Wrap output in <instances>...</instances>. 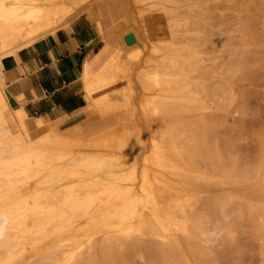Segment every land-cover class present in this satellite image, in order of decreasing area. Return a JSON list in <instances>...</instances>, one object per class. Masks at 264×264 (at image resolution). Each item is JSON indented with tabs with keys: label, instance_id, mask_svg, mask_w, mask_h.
I'll return each mask as SVG.
<instances>
[{
	"label": "bare ground",
	"instance_id": "obj_1",
	"mask_svg": "<svg viewBox=\"0 0 264 264\" xmlns=\"http://www.w3.org/2000/svg\"><path fill=\"white\" fill-rule=\"evenodd\" d=\"M226 1L0 0V264H206L213 229L235 230L234 205L264 224V151L250 164L223 149L224 121L204 100L215 77L206 11ZM83 15L96 38L76 75L96 122L73 139L56 138L62 122L36 138L47 126L14 105L1 61ZM119 86L126 103L105 115L94 93ZM126 121L125 134H102Z\"/></svg>",
	"mask_w": 264,
	"mask_h": 264
},
{
	"label": "rangeland",
	"instance_id": "obj_2",
	"mask_svg": "<svg viewBox=\"0 0 264 264\" xmlns=\"http://www.w3.org/2000/svg\"><path fill=\"white\" fill-rule=\"evenodd\" d=\"M225 3L221 9L206 11L208 24L203 29L201 49L215 77L210 81V98L204 100L208 114L224 121L217 134L218 143L231 155L253 164L260 161L264 151V0H227ZM81 17L90 24L91 36L96 38L94 24L85 15ZM79 18L71 22L70 30ZM116 32L132 34L133 29L130 25H119ZM133 55L125 53L123 58ZM233 61L237 64L231 67ZM14 105L21 107L16 102ZM34 121L30 115L28 123ZM128 124L129 121L123 122L102 134L109 139L121 136L130 130ZM35 133L36 138L45 134ZM228 217L235 224V230L222 234L220 228L213 229L212 256L206 264H264V224L260 219L254 223L247 205L241 203L233 206ZM128 264L146 263L135 258Z\"/></svg>",
	"mask_w": 264,
	"mask_h": 264
},
{
	"label": "crops",
	"instance_id": "obj_3",
	"mask_svg": "<svg viewBox=\"0 0 264 264\" xmlns=\"http://www.w3.org/2000/svg\"><path fill=\"white\" fill-rule=\"evenodd\" d=\"M91 33L90 24L81 17L70 31L60 30L55 38H46L20 50L17 56L9 55L1 61L8 95L35 121L45 122L44 133L49 125L62 122L55 133L57 139L84 132L95 124V120L86 115L83 84L76 75L83 62L85 46L93 39ZM126 97L121 86L94 93V100L105 115L125 105Z\"/></svg>",
	"mask_w": 264,
	"mask_h": 264
},
{
	"label": "clouds",
	"instance_id": "obj_4",
	"mask_svg": "<svg viewBox=\"0 0 264 264\" xmlns=\"http://www.w3.org/2000/svg\"><path fill=\"white\" fill-rule=\"evenodd\" d=\"M5 224H6V218L0 217V232L3 231Z\"/></svg>",
	"mask_w": 264,
	"mask_h": 264
}]
</instances>
